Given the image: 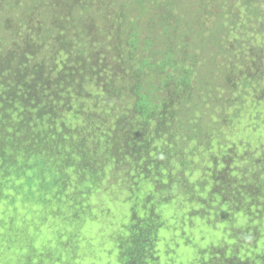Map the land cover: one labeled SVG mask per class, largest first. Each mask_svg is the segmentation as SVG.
<instances>
[{"label": "rangeland", "instance_id": "rangeland-1", "mask_svg": "<svg viewBox=\"0 0 264 264\" xmlns=\"http://www.w3.org/2000/svg\"><path fill=\"white\" fill-rule=\"evenodd\" d=\"M126 1L131 0H101L94 12L95 23H92L93 13L88 11V0H69L72 9L69 15L63 14L69 12L67 8L58 14L46 12L44 0H0V53L3 56L11 53L12 67L15 68L18 63L16 53L26 49L28 44L33 46L44 76L48 78L47 74L51 72L52 89L58 84L64 88L65 112L73 115L74 104L77 109L75 121L87 122L85 115L88 114V123L104 124L92 111L88 93L107 91L102 78L111 83L114 77L111 67L120 60L112 34L108 32L112 12L123 14L119 19L128 35L140 34L137 41L141 52L134 56L136 66H149L151 59L147 54L155 52L154 56L164 58L168 53L162 50L176 42L182 51L196 49L185 51L187 54L183 60L180 59L181 51L171 52L177 64L194 68L191 86L182 85V89L190 93L176 99L182 101L192 97V100L185 101L186 112L177 119L171 120L168 116L174 136L165 132L162 143H159V146L163 144L162 147L175 150L171 163L178 185L168 189L171 202L167 204H171V230H177L178 234L176 220L184 207L200 204L193 200L194 193L207 190L202 180L214 168L211 166L214 155L222 154L228 146L233 147L238 153L234 155L235 162L243 181L247 180L244 175L249 177L252 174L245 168L264 169V161L256 163L260 158L264 159V0H211L206 14L209 22L202 9L204 0H176L178 8L174 5L168 8L175 13L177 8L184 20V29L179 33L172 27L173 20L156 23L145 31L146 21L152 25L155 19L167 16L158 8L162 6L161 0H139L135 12L134 4L123 5ZM137 18L142 23H139L138 31H134L130 29L131 22ZM93 26L97 29L103 27L106 32L102 31L97 37L92 32ZM142 31L145 32L142 34ZM116 40L117 44L124 40L123 30H120V38L116 35ZM180 42L190 47H181ZM65 43H69L67 48ZM95 58L99 59V64H94ZM165 64L167 73L175 71L172 61ZM101 68L104 71L99 76H92ZM228 74L236 79V89L225 82ZM65 75H69L71 81L67 87L63 80ZM232 75L243 77V81ZM160 76V72L151 73L146 69L140 76L139 93L148 90L150 83H158ZM135 85L136 79L131 82L122 76L116 78L114 86L121 88L122 92L112 96L115 100L131 102V90ZM82 107L85 112L81 111ZM122 110L126 109L118 106L116 112ZM67 117L71 118V115ZM91 136H94L92 132L88 138ZM29 144L30 141L12 143L5 135L0 136V264H115L118 251L109 237L121 224L127 206L130 208L128 196L132 180L125 175L131 167L123 164L120 169L99 173L97 187L108 173L112 175L119 170L115 185L91 196L98 202L88 201L98 207L101 218H105V213L111 209L106 219L93 225V221L87 218L88 204H77L81 193L75 189L88 185V170L82 172L78 169L75 140L61 139L54 145L32 149L28 148ZM86 146L88 152V142ZM255 151L258 155L253 157ZM154 153L160 156L163 151L158 149ZM143 185L151 187L147 181ZM207 186H211L209 177ZM216 221L219 226H209L203 218L191 224L186 239L196 251L202 250L203 245L198 246L201 238L205 243L209 240L221 243L226 237L220 229L221 217ZM241 221L238 217L235 224ZM235 224L233 226L239 228ZM258 225L264 231V223L263 227ZM194 228L197 232H193ZM166 247L162 243V249Z\"/></svg>", "mask_w": 264, "mask_h": 264}, {"label": "clouds", "instance_id": "clouds-1", "mask_svg": "<svg viewBox=\"0 0 264 264\" xmlns=\"http://www.w3.org/2000/svg\"><path fill=\"white\" fill-rule=\"evenodd\" d=\"M137 1L139 0L126 1L123 5L128 3L134 4L133 12H135ZM161 2L162 6L158 8L166 13L167 16L164 15L161 18L155 19L152 25L146 21L147 27L145 31L152 29L156 23L173 20L172 27L174 31L179 33L180 29H184L185 23L178 13V2L176 0L173 2L161 0ZM100 3L101 0H90V2L88 0V11L90 10L93 13L91 16L92 23H95L96 19L94 12ZM209 3H211V0H204V5L202 7L207 22H209L206 16L210 6ZM44 5L46 7V12L49 13L58 14L64 8H67L69 12L63 14L69 15L72 13L69 0H44ZM172 5L177 7L176 13L168 8V6ZM207 5L208 7L206 8ZM122 15L121 12L114 11L109 17L110 29L108 32L112 34L114 46H116L115 50L120 57V60L118 62L115 60L116 63H113L111 67V71L115 78H112L111 83H108L106 78H102L104 88L108 92H113V94H108L107 91L100 90L95 93H88V96L91 98L92 111H94L97 118H99L101 122H104V124L88 123V114L85 115L87 122L79 123L75 121L77 109L74 108V104L72 108L74 111L73 115L71 112H65L63 106L67 103L65 102V91L63 86L58 84L56 89H52V80L48 81L46 77L42 78L38 76L40 72L37 71L40 69L41 66L39 65L41 63L34 55L33 46L28 44L26 49H21L16 53L18 63L16 67L14 66L15 68L12 67V54L8 53V55L3 56V54L0 53V85L4 80H7L11 89H19L23 93L28 94L31 101V103L28 104L10 103L7 107L8 115L1 117L0 129L12 143H17L20 141H30V136L33 134L34 130L38 126L44 124V127H50V129L55 127L62 130L64 134V137H55L48 146L54 145L61 139L68 140L71 138L75 140L74 136L80 135L86 139L85 148L87 149L86 143L88 142V148L91 150L95 148V141L94 136L88 138V134H90V132L95 134V130L96 132L99 130L100 133H97V135H101L104 141L101 145L97 146L99 151L95 160H88V166L98 168V176H95L93 171L87 168L88 185L75 189V192L81 193V196L77 198V204H88L89 200L98 202L93 200L91 196L95 195L98 191L110 190L111 186L115 185L114 180L118 176V169H120L123 164H128V166L131 167V169L128 168L129 171L125 175H128L132 180L130 186L131 193L128 196L130 208L127 206V212L121 220V224L117 229L112 231L109 237L113 240L112 245H114L118 251L115 264L121 263L122 252L127 247V244L131 242L135 231L139 233L141 231V227H132L135 216H138L142 220L149 221L156 226V229L150 230L148 233L152 235L155 231L158 232L161 241L159 251L162 254L168 253L176 245L182 247L176 260H170L168 264H180V256L182 260L181 264H185V262L187 264L201 262L204 252H207L210 247H215L216 245L218 247H225V250L230 249L232 253L236 252V250H239L241 253H246L247 255L264 252V231H262L258 225L260 224L263 227L264 223V169L257 171L254 167H247L244 170L251 171L252 174H249V177L248 174L244 175L247 180H241L234 156L235 154L238 155V153H235L234 148L230 146H228L227 150L222 154L213 156L211 166L214 168L210 169L209 171L211 174L208 175L206 179L202 180L206 185V192L201 194L193 192V200L199 201L200 204L194 206L186 205L182 215L176 220L178 224V234L177 230H171L170 224L173 222V220L170 219L171 204H167L171 202V198L168 197L167 191L178 185V182L175 180L176 176L173 175L174 171L172 166L174 164L172 165L171 163V157H173V151L175 150L173 148L162 147L163 144L159 146V143H162L165 132H170L172 134L171 137L174 136L170 131L173 125L168 119V116L171 120H175L177 116L186 112L183 104H185V101H191L192 97L182 101H177L176 99L182 98L190 93L189 90L182 89V85L191 86V76H194V68L191 67L187 69L177 64L178 62L172 57L171 52L181 51L182 54L180 59L183 60L186 58L185 55L187 54L185 51L192 52L196 51V49L188 48L182 51L178 48L176 42L172 47L162 50V52L168 53V55L162 59L154 56L155 52L153 54H147V58L151 59V63L149 64L150 67L146 65L136 66L134 56L138 52H141L137 41L140 34L135 32L128 35L127 30L121 25V19H119ZM139 23L142 22H140L138 18L136 21H132L130 29L138 31ZM120 30L124 31V40L117 44L116 35L120 38ZM102 31L106 32V29L103 27L97 29L93 26L92 32H95L97 37ZM145 31L141 33L143 34ZM188 35L191 36L190 33H188ZM97 37L96 39H98ZM149 43L153 44V41H149ZM178 45L181 47H190L185 42H180ZM103 47H105V45ZM146 50H148V48H146ZM169 61L173 62V68L175 69L173 73L166 72L165 62L168 63ZM93 62L94 64H99V59L95 58ZM193 64L195 65V63ZM146 69H150L151 73L152 71L155 73L160 72V80L158 83H150V88L148 90L139 93L140 83L142 81L140 76L144 74ZM28 70L31 71L28 72ZM103 71L104 68H101L99 71L93 72L92 76H99ZM49 73L51 72L49 71ZM121 76L131 82L133 79H136L135 88L131 90V102L126 100L120 101L117 97L116 99L118 100H115L113 97L114 95L118 96L122 92L120 91L121 88L114 86L115 79H119ZM232 76L240 78V81H243V77ZM78 77L85 79L83 76ZM225 78V82L233 85L234 89H236V79L232 78L229 74L225 76ZM63 80L67 84L65 87L71 84L69 75H65ZM199 81H201L200 78ZM204 85L208 86L206 83H204ZM137 86H139L138 89L136 88ZM109 88H112V90H108ZM161 91H164V94H160ZM154 100L156 103H154ZM224 101L228 102V99H224ZM262 102H264V98ZM118 106L124 107L126 110L116 112ZM204 106L203 104V107ZM84 109L85 107H82L81 111L85 112ZM105 110L108 112H105ZM39 111H41L43 121L37 118L36 114ZM67 115H71V118H68ZM52 118H56L57 120L55 126H53L50 120ZM148 124L149 127L143 131V128ZM154 128L157 132H155ZM188 135L189 134H187V136ZM210 135L213 134L210 133ZM111 137L114 138L110 140ZM190 138H193L191 133ZM198 138H200V136L197 137V139ZM111 141H117L120 144L119 149H114L113 156L106 153L109 147L107 143ZM135 142L139 145L140 152H137L136 156L133 158L127 154V152L134 154L133 146ZM28 148L32 149L35 147L28 145ZM158 149L163 151V154L160 156L154 153V151ZM256 154L258 155V151L253 153V157ZM75 155H77V145ZM109 157H114L115 160L110 161ZM260 161H264V159L260 158L256 163L259 164ZM113 168L118 169H116L112 175L108 173L101 186L97 187L96 184L100 180L99 173L106 170L110 172ZM222 168H227L229 170L226 177L227 183L232 185V182H234L235 184L234 187H229L230 192L227 194H225L226 191L220 189L221 186H224L221 183L224 179L218 172ZM78 169L82 171L79 166ZM208 177L210 179V187L207 186ZM144 181L149 182L151 187L145 188L143 185ZM215 190L218 192H215ZM231 195H238L239 202L237 204H220L222 200ZM90 207H92L91 210ZM110 210L111 209L105 213V218H101L98 207L95 206V204H88L87 218L89 221H93L94 225L106 219ZM219 217H221L222 220L220 229L223 230L226 237L221 243H217L215 240H209L205 243L201 238V243L198 244V246L203 245L202 250L201 252L196 251L192 243L186 239L187 234H185L190 231L191 224L196 222L197 219L203 218L209 226H219L216 221ZM238 217H241L242 221L239 224H235V219ZM189 218L191 219L189 220ZM186 224L188 226H186ZM233 224L237 225L239 228H236ZM228 225L231 226L228 227ZM193 232H197L196 228H194ZM183 237L185 240L182 239ZM162 243L167 246L164 250L162 249ZM237 247H239V249H237ZM194 251L195 255H192ZM147 259L150 262V256H147ZM259 262L264 264V258Z\"/></svg>", "mask_w": 264, "mask_h": 264}, {"label": "trees", "instance_id": "trees-1", "mask_svg": "<svg viewBox=\"0 0 264 264\" xmlns=\"http://www.w3.org/2000/svg\"><path fill=\"white\" fill-rule=\"evenodd\" d=\"M69 43H65V48H67ZM42 74H45L42 72ZM47 76L50 80L51 76L48 72ZM137 89L139 86L136 87ZM28 94L23 93L22 91L13 90L8 85L7 80L0 85V120L1 117H5L8 115L7 107L10 105V103H16V104H28L31 103L29 101ZM37 118L43 121L41 111H39L37 114ZM53 123V126L57 124L56 118L50 119ZM151 124V123H149ZM149 124L143 128V131H145ZM155 130V128H154ZM80 132V131H79ZM155 132H157L155 130ZM58 134L57 136L55 134ZM0 135H4L3 131L0 129ZM64 137V134L62 130L53 128L50 129V127H44V124L41 126H38L33 134L30 136V144L29 146L39 147V146H48L52 140L55 137ZM76 145H77V164L82 169V171H86L87 168L92 170L95 176H98V168H94L92 166H88V160H95L96 156L98 155V149L97 146L101 145V143L104 141L101 135H97V132L95 130L94 134V141H95V148L89 149L88 152L85 148V141L86 139L80 135L74 136ZM114 138L111 137L110 140ZM108 140V141H110ZM108 144V148L106 150L107 154L114 155V149L120 148V144L117 141H111ZM133 152L134 154H129L133 158L136 156L137 152H140L139 145L135 142L133 146ZM110 161H114V157H109ZM230 168V167H229ZM227 168H222L218 172L224 179L221 183L224 186H221L220 189L226 191L225 194L230 192L229 187H234L235 184L232 182V185L228 184L226 181ZM215 192H218L215 190ZM239 202L238 195H231L224 200L221 201L220 204H227L234 203L237 204ZM237 207V206H236ZM191 218H189L190 220ZM186 226H188L186 224ZM132 227H141V231L136 232L134 236H132V240L130 243L127 244V247L122 252V260L120 264H168L170 260H176V258L179 256V253L182 250V247L180 245L174 246L168 253L162 254L159 251L160 248V237L157 231H155L152 235H149V231L156 229V226L146 220L140 219L138 216H135L133 219ZM186 234V233H185ZM183 240L184 237L182 238ZM239 249V247H237ZM147 256H150V262L147 259ZM264 258V252L259 254H249L241 253L239 250H236V252H231L230 249L225 250V247H218L217 245L215 247H210V249L205 251L202 257L201 262L195 263V264H262L259 261ZM181 256H180V264H181ZM185 264H187L185 262Z\"/></svg>", "mask_w": 264, "mask_h": 264}, {"label": "bare ground", "instance_id": "bare-ground-1", "mask_svg": "<svg viewBox=\"0 0 264 264\" xmlns=\"http://www.w3.org/2000/svg\"><path fill=\"white\" fill-rule=\"evenodd\" d=\"M37 72H40L39 75H38L39 77H42V78H45V77H46V76H44V74H42V72H43V68H42V67H40V69H38ZM46 78H47V77H46ZM47 80L50 81L49 78H47ZM54 82H55V81H54ZM29 101H30V100H29Z\"/></svg>", "mask_w": 264, "mask_h": 264}]
</instances>
